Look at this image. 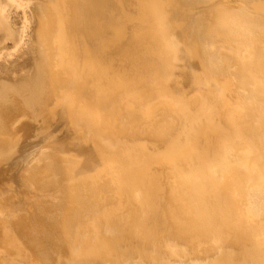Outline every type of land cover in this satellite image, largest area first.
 <instances>
[{
  "label": "bare ground",
  "instance_id": "obj_1",
  "mask_svg": "<svg viewBox=\"0 0 264 264\" xmlns=\"http://www.w3.org/2000/svg\"><path fill=\"white\" fill-rule=\"evenodd\" d=\"M202 1L79 0L75 27L68 0H0V70L12 57L5 41L26 43L31 5L49 39L40 86L0 81V153L22 119L39 116L69 81L67 50L58 49L72 30L96 94L118 99L108 141H89L88 152L46 143L23 158L29 196L0 202V218L13 212L12 235L42 262L264 264V227L247 222L238 201L256 184L264 192V23L235 24L204 5L187 30L178 11ZM13 7L23 11L19 28ZM174 35L185 36L193 70L181 74L180 89L155 83L168 75L164 42ZM145 78L155 84L145 89ZM98 111L89 99L77 107L81 118ZM77 149L79 164L69 151ZM76 208L81 225L71 227Z\"/></svg>",
  "mask_w": 264,
  "mask_h": 264
},
{
  "label": "rangeland",
  "instance_id": "obj_2",
  "mask_svg": "<svg viewBox=\"0 0 264 264\" xmlns=\"http://www.w3.org/2000/svg\"><path fill=\"white\" fill-rule=\"evenodd\" d=\"M199 1L201 0H197V3ZM78 3L79 0H68V4L72 10L73 24L75 27L77 22ZM197 3L194 5L188 4L182 9V12L178 11L179 13H184V15L186 14V17L189 18L188 23L185 24L187 30L191 28L192 21L196 19V10L204 5L215 7L217 11L224 13L230 22L235 24H246L247 26L255 27L258 24L264 23V21H259V19L264 18V0H204L200 4ZM30 9L34 11V13H31ZM30 9L29 12L32 16V23L29 27V35L25 38V45L13 47L15 45L12 44V42H14L12 39H7L8 41H5V43L8 44L7 47L9 46L8 48L5 47V49H7L5 51L9 50V52H11L10 56L12 55V59L9 57L8 61L1 67V82H17L19 85L24 83L27 87H37L42 84L44 73L48 70V63L45 55L49 39L44 17L40 12V8L38 9V6L31 5ZM10 15L16 28L23 25L24 15L22 9L18 10L13 7ZM2 32L3 30H0L1 36H3L4 33ZM184 38L185 36L178 38L177 35H174L164 42L166 51L164 57H167L168 60L171 61L169 66L165 69L168 75H159L155 80L156 85L159 87H176L180 89L181 74L186 73L187 77L190 72H193L184 56L186 51ZM3 44L4 43L0 44V47ZM63 44H61L58 50L61 53L67 50L66 63L69 81L65 84L62 92L54 97L53 102L44 109L39 116L36 117L34 114H29V116L22 119L20 122V131L11 134L7 150L1 151L0 202L6 200L12 203L29 196L28 189L23 183V176L25 173L23 169V158L32 151L48 143L50 145L66 144L70 145L72 148L78 147L81 148V150L83 149L84 152H88L91 150L89 141L96 144L104 143L109 140L113 132L116 120L115 111L116 103L118 102L117 96H114V98L110 100L103 101L104 98L101 100L100 96L96 94L95 88L87 77V64L84 60L85 53L73 30L71 31L68 43ZM12 48L14 52H12L13 50L11 51ZM161 55L162 53L160 56ZM113 63L114 65L116 64L115 62ZM145 79L146 80L142 81V86L145 89L155 84H150V80L147 78ZM182 86L184 89H189V85H186V83L182 84ZM191 90H193V88H191ZM135 92L138 93L139 88H136ZM85 99L100 104L102 114L98 111L97 114L93 113L85 118L79 117V115H77V107ZM100 114L101 116H99ZM147 147L148 149L146 148V152L155 153L151 146L147 145ZM69 151L70 153L78 154L74 156L77 159V164H79L80 162L78 161L81 157L79 156L78 149L77 152L76 150ZM255 186V191H247V198L245 197L244 200L241 199V201H238L247 222H249L250 219V223L253 222L258 230L260 228V230H263L264 192L259 184ZM258 190L261 192L259 193ZM261 197H263V199ZM1 204L2 203H0V206ZM244 205L246 208L242 207ZM32 210L34 211L35 209L33 208ZM36 210L42 212L39 208ZM12 213L13 212L9 211L2 217L3 220L0 218V233L4 238V241L0 243V261L3 264H47V262H42L31 248L20 246L18 240L14 238L15 228L13 223L14 216ZM254 219H256V221L258 219V224ZM81 220L82 210L76 208L69 216V225L71 227H79L81 225ZM11 232H14L13 235Z\"/></svg>",
  "mask_w": 264,
  "mask_h": 264
}]
</instances>
